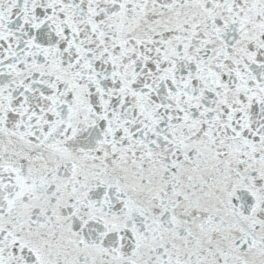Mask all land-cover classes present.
<instances>
[{
  "label": "snow or ice",
  "instance_id": "1",
  "mask_svg": "<svg viewBox=\"0 0 264 264\" xmlns=\"http://www.w3.org/2000/svg\"><path fill=\"white\" fill-rule=\"evenodd\" d=\"M0 264H264V0H0Z\"/></svg>",
  "mask_w": 264,
  "mask_h": 264
}]
</instances>
